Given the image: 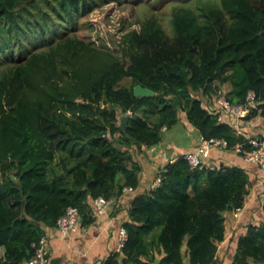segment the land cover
<instances>
[{"label": "trees", "instance_id": "obj_1", "mask_svg": "<svg viewBox=\"0 0 264 264\" xmlns=\"http://www.w3.org/2000/svg\"><path fill=\"white\" fill-rule=\"evenodd\" d=\"M111 2L149 12L114 52L79 34L81 18ZM250 91L240 121L264 118V0H0V264H28L68 207L88 224L97 198L135 190L131 149L157 145L182 114L204 139L243 144L214 111L220 97L252 106ZM156 177L128 204L124 246L101 264H218L247 173L192 169L181 155ZM257 210L264 218V202ZM230 264H264V221L238 237Z\"/></svg>", "mask_w": 264, "mask_h": 264}, {"label": "crops", "instance_id": "obj_2", "mask_svg": "<svg viewBox=\"0 0 264 264\" xmlns=\"http://www.w3.org/2000/svg\"><path fill=\"white\" fill-rule=\"evenodd\" d=\"M229 88H227L228 90ZM183 115V114H182ZM185 119V116H182ZM186 121V120H185ZM246 137H261L264 135V118L255 117L250 121L235 122ZM200 135L188 125L183 134L185 142H178L173 129L163 131L161 142L153 147H133L131 149L134 161L140 167V184L131 192L114 198L107 215L95 216L91 212L92 222L84 224L82 217L77 230L63 236L56 228L45 229L48 238L50 256L49 264H101L108 255L117 252L118 229L128 221L127 208L130 201L138 194L149 189L150 183L168 163L184 153L194 152ZM166 141V142H164ZM205 166H236L242 168L248 176V196L243 210L237 219L230 216L225 220L226 236L217 251L218 264H230L235 243L239 236L245 233L249 224H259L264 221L257 212L264 202V184L262 171L255 164L246 162L233 151L212 148L209 157L204 159Z\"/></svg>", "mask_w": 264, "mask_h": 264}, {"label": "built area", "instance_id": "obj_3", "mask_svg": "<svg viewBox=\"0 0 264 264\" xmlns=\"http://www.w3.org/2000/svg\"><path fill=\"white\" fill-rule=\"evenodd\" d=\"M248 105H252L255 100V95L253 92H249L247 95ZM217 107L214 113L219 114L218 120L220 121L222 117L227 116L234 122H240L241 119L245 118L250 107L247 105L232 104L231 102L220 97L216 101ZM221 112V113H220ZM235 134L237 136H244L245 142L243 144H237L233 148L229 149L225 140L216 139H204L199 138L198 144L196 145V150L194 152L184 153L182 156L184 160L188 163L189 167L194 169L203 164L204 159L209 157V152L212 148H218L222 150L233 151L235 154L239 155L246 162L255 164L262 171V183L264 184V135L261 137H246L242 130L236 126ZM210 170L214 167L206 166ZM160 183V178L156 177L155 181L151 184V187H155ZM130 188H125L124 191H130ZM114 198L109 199L99 197L93 202V212L95 216H105L108 213L109 208L112 206ZM243 207L238 208L233 213L232 217L237 219ZM80 213L76 207H68L65 213L57 220L55 228L63 235L66 236L69 233H73L77 230V226L80 220ZM127 239L126 231L121 226L118 229L117 235V252L121 250ZM35 247V256L32 257L28 264H49V243L46 236H42L37 243L33 244Z\"/></svg>", "mask_w": 264, "mask_h": 264}, {"label": "rangeland", "instance_id": "obj_4", "mask_svg": "<svg viewBox=\"0 0 264 264\" xmlns=\"http://www.w3.org/2000/svg\"><path fill=\"white\" fill-rule=\"evenodd\" d=\"M148 15L149 12L133 3H106L81 18L85 27L80 30L79 34L88 36L98 46L104 44L114 52L115 43L119 41L122 34L128 30H138L140 19ZM125 83L128 84V81ZM228 86V84L221 86V89L226 92ZM182 116L179 117L178 123L170 128V130L173 129V134L177 135L178 142L181 144L185 142L183 134L186 133V121Z\"/></svg>", "mask_w": 264, "mask_h": 264}, {"label": "water", "instance_id": "obj_5", "mask_svg": "<svg viewBox=\"0 0 264 264\" xmlns=\"http://www.w3.org/2000/svg\"><path fill=\"white\" fill-rule=\"evenodd\" d=\"M133 94L136 97H150L153 95V92L149 89L136 86L133 90ZM178 103H180L179 100L176 97H173V104L176 105ZM129 117H130V114H123L119 116V126L122 129L126 128L127 120L129 119ZM153 264H158V261L156 260Z\"/></svg>", "mask_w": 264, "mask_h": 264}]
</instances>
